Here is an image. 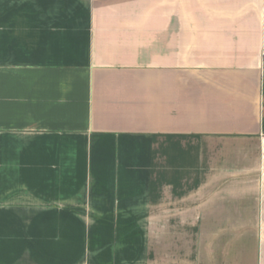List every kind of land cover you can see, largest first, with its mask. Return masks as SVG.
<instances>
[{
    "label": "crops",
    "instance_id": "1",
    "mask_svg": "<svg viewBox=\"0 0 264 264\" xmlns=\"http://www.w3.org/2000/svg\"><path fill=\"white\" fill-rule=\"evenodd\" d=\"M0 264H264V0H0Z\"/></svg>",
    "mask_w": 264,
    "mask_h": 264
}]
</instances>
